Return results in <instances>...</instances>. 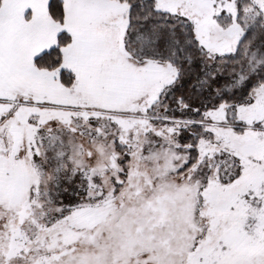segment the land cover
<instances>
[{"label": "snow or ice", "instance_id": "obj_1", "mask_svg": "<svg viewBox=\"0 0 264 264\" xmlns=\"http://www.w3.org/2000/svg\"><path fill=\"white\" fill-rule=\"evenodd\" d=\"M0 264H264V0H0Z\"/></svg>", "mask_w": 264, "mask_h": 264}]
</instances>
